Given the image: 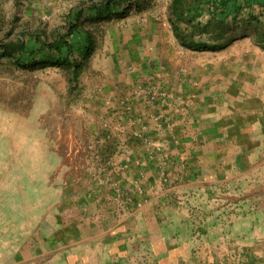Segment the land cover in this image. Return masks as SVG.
Returning <instances> with one entry per match:
<instances>
[{
  "label": "rangeland",
  "instance_id": "rangeland-1",
  "mask_svg": "<svg viewBox=\"0 0 264 264\" xmlns=\"http://www.w3.org/2000/svg\"><path fill=\"white\" fill-rule=\"evenodd\" d=\"M103 1L0 0V264H264V10Z\"/></svg>",
  "mask_w": 264,
  "mask_h": 264
},
{
  "label": "trees",
  "instance_id": "trees-1",
  "mask_svg": "<svg viewBox=\"0 0 264 264\" xmlns=\"http://www.w3.org/2000/svg\"><path fill=\"white\" fill-rule=\"evenodd\" d=\"M250 5H256L264 10V0H244ZM211 3V15L213 18H217L219 21H224L228 16L233 15L236 17L242 9L241 0H208ZM180 4L179 0L175 1V6ZM89 11V17L92 19H100L108 16L115 11L119 13L118 8H116L115 0H104L99 3H92L87 6ZM86 8H77L69 13V31L66 35L71 36V40H67L63 37H57L50 46L57 51V55L54 60H49L46 58V51L41 49L39 52L38 42H25L20 40L18 43H13L15 60L18 64L22 66H33L39 62L57 63L69 65V57L75 52L78 53L83 60L87 59L93 52L95 48V40L92 34L85 29V27L80 26L78 19L79 16L85 14ZM122 13V12H120ZM176 29V28H175ZM184 42V41H183ZM184 44L192 49H207V48H218L217 46H208L203 43L195 42H184ZM74 66L79 67L80 64L78 60H74Z\"/></svg>",
  "mask_w": 264,
  "mask_h": 264
},
{
  "label": "crops",
  "instance_id": "crops-1",
  "mask_svg": "<svg viewBox=\"0 0 264 264\" xmlns=\"http://www.w3.org/2000/svg\"><path fill=\"white\" fill-rule=\"evenodd\" d=\"M193 263V262H192ZM191 262L189 264H192Z\"/></svg>",
  "mask_w": 264,
  "mask_h": 264
}]
</instances>
